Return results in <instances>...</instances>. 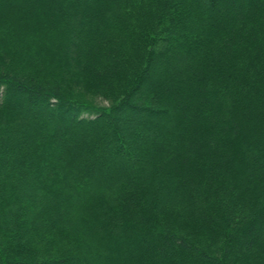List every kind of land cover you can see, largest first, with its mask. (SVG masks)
I'll return each instance as SVG.
<instances>
[{
  "label": "trees",
  "instance_id": "16d2710c",
  "mask_svg": "<svg viewBox=\"0 0 264 264\" xmlns=\"http://www.w3.org/2000/svg\"><path fill=\"white\" fill-rule=\"evenodd\" d=\"M0 264H264V0H0Z\"/></svg>",
  "mask_w": 264,
  "mask_h": 264
}]
</instances>
